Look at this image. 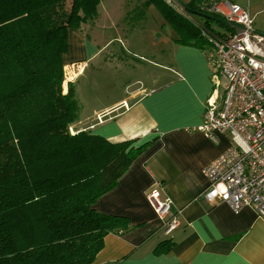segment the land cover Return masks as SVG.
Instances as JSON below:
<instances>
[{"label":"trees","instance_id":"trees-1","mask_svg":"<svg viewBox=\"0 0 264 264\" xmlns=\"http://www.w3.org/2000/svg\"><path fill=\"white\" fill-rule=\"evenodd\" d=\"M203 2L191 0L180 14L166 0L142 5L145 11L156 6L164 23L171 22L178 30L176 43L208 58L210 38H223L231 28ZM99 4L0 0V264H92L106 235L132 229L127 218L98 213L93 206L145 145L72 132L81 106L72 85L63 92L67 33L94 25ZM192 11L207 20H194ZM135 12L129 11L127 24ZM175 12L194 29L170 20Z\"/></svg>","mask_w":264,"mask_h":264},{"label":"crops","instance_id":"crops-1","mask_svg":"<svg viewBox=\"0 0 264 264\" xmlns=\"http://www.w3.org/2000/svg\"><path fill=\"white\" fill-rule=\"evenodd\" d=\"M103 34L67 33L63 92L72 85L81 106L72 132L87 131L112 142L129 140L132 146L145 148L93 206L98 213L127 218L132 229L106 235L92 264H264V221L254 210L234 213L227 204L209 203L203 197L208 183L202 171L229 145L224 135L215 134L210 140L196 131L213 90L205 55L176 43L169 33L165 40L170 53L163 73L150 75L149 84L141 81L129 95L99 107L96 99L82 101L81 96L84 85L96 91L91 71L99 70V60H114L116 51L108 55L106 51L120 40L112 36L104 40ZM157 36L156 32L152 40ZM162 39L159 36L158 43ZM121 49L136 61L130 65L154 66L139 52ZM118 60L123 61L120 56ZM88 67L93 69L91 80L78 82ZM154 189L171 200L170 215L178 226L168 235L147 199Z\"/></svg>","mask_w":264,"mask_h":264},{"label":"built area","instance_id":"built-area-1","mask_svg":"<svg viewBox=\"0 0 264 264\" xmlns=\"http://www.w3.org/2000/svg\"><path fill=\"white\" fill-rule=\"evenodd\" d=\"M210 9L231 29L223 38H210L215 89L196 131L210 140L224 135L229 145L203 169L208 183L203 197L234 213L252 208L264 221V34L254 29L248 7L223 0ZM147 199L168 235L178 226L170 215L171 200L156 189Z\"/></svg>","mask_w":264,"mask_h":264},{"label":"rangeland","instance_id":"rangeland-1","mask_svg":"<svg viewBox=\"0 0 264 264\" xmlns=\"http://www.w3.org/2000/svg\"><path fill=\"white\" fill-rule=\"evenodd\" d=\"M145 1L146 0H100L98 7L99 18L94 23V25L92 24L93 26L91 25L92 27H82L83 32H103L104 40H107L109 38L108 36H112L113 38L120 40L116 41V43H113L112 46L106 51V55H108L111 51H116V53H114V60L111 59L112 57H110L109 61L104 60V62H102L99 60V70L95 71L94 73V71H91L93 69L88 67L86 69L85 75H83L78 80V82L82 79L91 80L93 76L91 72H93L95 75V86L97 89L96 91H93L91 87L84 85L82 91L83 96H81L82 101H84V99L87 97L89 100L92 98L93 100L96 99L99 107L114 103L118 99L129 95V93L137 87L136 84H139L141 81L149 84L150 75L163 73L161 71V67L168 66L167 57L169 56L170 52L165 39L170 37V34L173 35L175 39H178V30H176L171 22H168V24L165 23L163 27L160 26V22H164L159 10L156 6L150 5L145 11L142 5L145 3ZM166 1L178 9V13L180 14L182 6L189 3L191 0ZM226 1L235 3L242 8L248 7L251 17L254 18V29L258 33L264 34V0ZM129 11H136L134 13V16H136L134 19L136 20L133 19L131 21V24H134L133 27L131 24H127V20H125ZM140 11H142L143 15H145L143 20H141ZM193 12H198L192 11V14H190L194 20L198 22H204L207 20V18L200 17L199 15L196 16ZM168 18L171 17L169 16ZM170 20H173L174 23L179 27L188 28L190 30L194 29L191 21H189L187 18H181L176 12L173 13V17ZM210 24L213 28L219 29V26L215 21H211ZM156 32L158 33V36L152 40V37H155ZM161 35L164 36V39L158 43L159 36ZM161 46L164 47V50L160 49ZM121 47L125 48L126 50H133V53L135 54H138L139 52L138 55L149 58L150 63L154 66H148L145 63H140L136 66L130 65L136 64V61L131 58V55H125ZM116 55L118 57L120 56V59L123 61H119ZM138 60L141 61V59ZM206 60L210 67L212 79L214 68L209 61V57H206ZM156 65H158L159 69L155 67ZM162 79H165V75L162 76ZM213 89H215L214 86ZM218 92L221 96L223 90L219 89Z\"/></svg>","mask_w":264,"mask_h":264},{"label":"water","instance_id":"water-1","mask_svg":"<svg viewBox=\"0 0 264 264\" xmlns=\"http://www.w3.org/2000/svg\"><path fill=\"white\" fill-rule=\"evenodd\" d=\"M215 2V0H205L203 3H202V6L204 7V8H210V7H212V5H213V3ZM194 13V12H193ZM196 16H200V17H205V15H203V14H200V13H194Z\"/></svg>","mask_w":264,"mask_h":264},{"label":"clouds","instance_id":"clouds-1","mask_svg":"<svg viewBox=\"0 0 264 264\" xmlns=\"http://www.w3.org/2000/svg\"><path fill=\"white\" fill-rule=\"evenodd\" d=\"M65 75V74H64ZM64 81H65V78H64Z\"/></svg>","mask_w":264,"mask_h":264},{"label":"flooded vegetation","instance_id":"flooded-vegetation-1","mask_svg":"<svg viewBox=\"0 0 264 264\" xmlns=\"http://www.w3.org/2000/svg\"><path fill=\"white\" fill-rule=\"evenodd\" d=\"M215 2H216V0H215ZM215 2H214V3H215Z\"/></svg>","mask_w":264,"mask_h":264}]
</instances>
